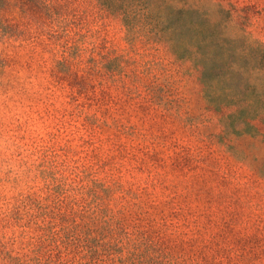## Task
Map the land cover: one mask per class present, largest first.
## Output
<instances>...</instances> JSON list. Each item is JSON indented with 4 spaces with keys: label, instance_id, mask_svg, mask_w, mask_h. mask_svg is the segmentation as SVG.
Wrapping results in <instances>:
<instances>
[{
    "label": "rangeland",
    "instance_id": "1",
    "mask_svg": "<svg viewBox=\"0 0 264 264\" xmlns=\"http://www.w3.org/2000/svg\"><path fill=\"white\" fill-rule=\"evenodd\" d=\"M202 7L264 44V0ZM0 264H264V125L93 0H4Z\"/></svg>",
    "mask_w": 264,
    "mask_h": 264
},
{
    "label": "trees",
    "instance_id": "2",
    "mask_svg": "<svg viewBox=\"0 0 264 264\" xmlns=\"http://www.w3.org/2000/svg\"><path fill=\"white\" fill-rule=\"evenodd\" d=\"M204 1L93 0L120 19L129 45L161 47L191 63L207 110L220 115L226 130L237 136L254 133L255 123L264 125V44L242 29L240 37L228 35L234 24L230 13L223 23L211 21Z\"/></svg>",
    "mask_w": 264,
    "mask_h": 264
}]
</instances>
